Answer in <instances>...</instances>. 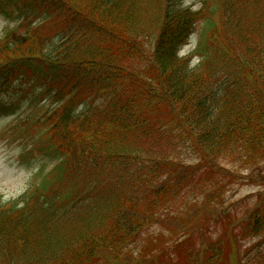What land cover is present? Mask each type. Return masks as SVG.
Masks as SVG:
<instances>
[{"label":"trees","instance_id":"16d2710c","mask_svg":"<svg viewBox=\"0 0 264 264\" xmlns=\"http://www.w3.org/2000/svg\"><path fill=\"white\" fill-rule=\"evenodd\" d=\"M11 1L29 15L0 35V92L53 95L61 158L0 200V264H264V189L242 212L220 204L223 177L264 179V0ZM199 21L191 69L179 49ZM176 138L196 163L172 157Z\"/></svg>","mask_w":264,"mask_h":264},{"label":"rangeland","instance_id":"374dc122","mask_svg":"<svg viewBox=\"0 0 264 264\" xmlns=\"http://www.w3.org/2000/svg\"><path fill=\"white\" fill-rule=\"evenodd\" d=\"M196 1L179 0L183 7L191 6L194 10L199 8L197 3H195ZM147 7L150 9L151 5H147ZM16 12V7L9 0H0V35L5 30L6 25L15 21L19 16ZM204 32L205 24L201 21L197 24L194 33L189 37L187 45L182 48V54L193 50L194 47L196 50L199 49L202 45L201 41ZM257 39L258 37L252 33L250 41L256 44ZM142 50L145 55H148L152 50L151 37L144 40ZM254 55L255 53L252 54V59ZM199 58L197 56L194 65ZM136 68L140 71L138 62L136 63ZM10 97L6 91H1L0 104H10L12 102ZM18 98L20 99L21 96H18ZM31 101L33 99L28 103L27 100L20 99L16 106L12 105L13 107L0 110V200L2 201H9L18 197L28 189L41 170H43V173L49 172L58 161V156L54 153L55 151L52 147H48L40 130L43 125L39 121L42 118V111L45 107L40 103L36 104L37 100L34 103H31ZM29 103L32 111L31 109L28 110L30 108ZM28 115L34 117L31 119L32 121H37L33 126L30 125L31 121L30 123L24 122V118H27ZM176 140L178 141L177 149L173 152L172 157L185 163L196 162L198 156L191 144L187 141H180L177 138ZM246 173L243 172L238 180L232 177L227 182V189L223 198L224 207L232 206L233 209L238 210L244 208L243 204L245 202L250 203L252 201L251 196L257 192L258 187L255 184H248L245 179ZM196 193L183 195V203H177L176 205L183 206L182 210H185V206L196 203L194 201H200L201 198H196ZM157 227L154 226L152 228ZM210 232H213V230L211 229Z\"/></svg>","mask_w":264,"mask_h":264}]
</instances>
